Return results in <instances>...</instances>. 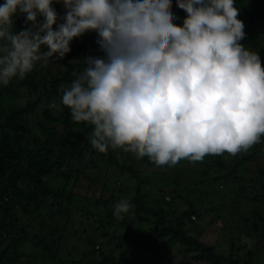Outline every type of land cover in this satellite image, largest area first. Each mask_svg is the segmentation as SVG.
<instances>
[{"label": "trees", "instance_id": "obj_1", "mask_svg": "<svg viewBox=\"0 0 264 264\" xmlns=\"http://www.w3.org/2000/svg\"><path fill=\"white\" fill-rule=\"evenodd\" d=\"M235 6L245 25L241 43L264 65V0H236ZM53 7L65 14L62 4ZM185 16L181 12L177 25ZM26 27L22 14L14 17L13 31ZM97 38L95 32L74 38L63 60L53 57L24 80L0 85V264H132L136 258L188 264L192 253L197 264H264V136L235 156L207 155L199 165L164 166L153 176L146 157L98 152L86 139L91 127L72 121L61 102L74 73L84 70V58L103 56ZM39 113L46 126L36 120ZM216 184L233 197L212 207L207 193ZM120 199L131 207L117 218ZM204 215L210 225L222 223L225 248L191 233ZM241 234L254 242L243 257Z\"/></svg>", "mask_w": 264, "mask_h": 264}, {"label": "clouds", "instance_id": "obj_2", "mask_svg": "<svg viewBox=\"0 0 264 264\" xmlns=\"http://www.w3.org/2000/svg\"><path fill=\"white\" fill-rule=\"evenodd\" d=\"M235 3L176 0L186 13L177 25L172 0H4L0 85L63 60L74 38L95 32L103 56L84 58L61 99L72 121L91 127L95 150L120 149L157 167L235 156L264 136V65L241 43ZM18 14L31 27L13 31ZM130 207L120 199L114 216Z\"/></svg>", "mask_w": 264, "mask_h": 264}, {"label": "rangeland", "instance_id": "obj_3", "mask_svg": "<svg viewBox=\"0 0 264 264\" xmlns=\"http://www.w3.org/2000/svg\"><path fill=\"white\" fill-rule=\"evenodd\" d=\"M172 11H173L174 15L177 17V19L174 20L173 22L175 24H177V22L180 21L179 15L181 14V12H183V10L178 8L176 6V4H173L172 5ZM19 103H20V105L21 104L23 105L25 103V101L21 102V100H20ZM50 107L53 108L54 105L51 104ZM55 108L57 109V107H55ZM36 120H38V122L42 123V118L40 117V113H39ZM42 124L44 126H46L45 122ZM228 155L229 154L227 153L226 156H228ZM86 159H88V156L86 157ZM186 161L187 160H182L180 163H183ZM188 162H190V161H188ZM106 163L107 162H102V165L104 166ZM180 163L177 164L175 167L179 166ZM194 164L199 165V162H194ZM190 165L192 166V162H190ZM147 170L150 173H152V176H153V172L164 171L166 169L164 168V166L157 167L155 164L152 163L150 166L147 167ZM223 170L225 171V169H223ZM211 173L213 176L219 175L218 173H215V172H211ZM103 175H106V172H104L102 174V176ZM87 192L88 191L84 190V189H82V191H81L83 196H85L86 194H88L89 196L92 195V192H89V193H87ZM229 193H231V194H229ZM98 195H99V193H98ZM232 197H233V194L231 191H225L223 187L216 184V185L212 186L209 189V193H207V203H211V206L214 207V206L219 205L221 202L222 203L226 202V201L228 202ZM202 217H203V219L201 221L198 220V218L193 219V220L196 219V221L198 220V225H197V228L195 230L191 231V233L197 234L199 236V238H202V240L206 244L217 245L219 247L223 246L225 248L226 245L228 244L227 242L229 239L228 238L229 235L227 233H225V232H227L226 230L222 229V223H217V224H214V226H213V225H210V223H209V218H207V217H209L208 215H204ZM226 218H228V217H226ZM75 226H79V223H76ZM214 229H217V231L214 232ZM237 239H238L237 243L239 246L240 255L243 257L244 255H246V253L250 249L253 248L254 242L251 239H249L246 234H241L240 237L237 235ZM226 250H228V249H226ZM104 252L108 253V249L107 250L105 249ZM115 253H116L115 256H116L117 261H121L120 258L123 256V253H124L123 250L118 249V251H115ZM194 255H195V253H192L189 257H187V259L189 260L187 262L188 264H197L191 257ZM178 257L183 258L184 256H183V254H180ZM131 262H132V264H143L139 258H136L135 260L131 259ZM125 263H127V260L121 261V264H125ZM160 264H165V263L161 261ZM173 264H176V261ZM177 264H185V263H179L177 261Z\"/></svg>", "mask_w": 264, "mask_h": 264}, {"label": "built area", "instance_id": "obj_4", "mask_svg": "<svg viewBox=\"0 0 264 264\" xmlns=\"http://www.w3.org/2000/svg\"><path fill=\"white\" fill-rule=\"evenodd\" d=\"M166 199L169 200V197H167Z\"/></svg>", "mask_w": 264, "mask_h": 264}]
</instances>
